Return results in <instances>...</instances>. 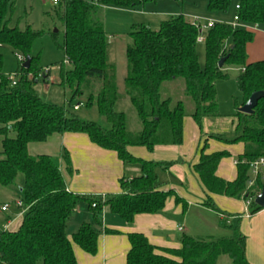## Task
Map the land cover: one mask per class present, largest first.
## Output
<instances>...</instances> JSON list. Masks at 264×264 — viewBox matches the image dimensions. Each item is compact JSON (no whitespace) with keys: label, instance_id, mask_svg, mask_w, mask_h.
<instances>
[{"label":"trees","instance_id":"1","mask_svg":"<svg viewBox=\"0 0 264 264\" xmlns=\"http://www.w3.org/2000/svg\"><path fill=\"white\" fill-rule=\"evenodd\" d=\"M155 1L60 0L56 4L54 18L63 25L65 54V61L60 64L59 84L69 93L68 104L78 96L84 97L87 107H96L102 118L100 122L81 118L65 105L47 102L38 95L34 84L40 68L37 57L32 54V45L44 30L35 29L29 23L23 28L10 26L8 13L13 11L15 0H0V185H12L19 173L24 176L20 188L22 209L17 212L22 211L21 223L14 230L0 229V264H77L72 241L94 254L99 235L116 232L102 226L104 206L126 222H132L136 214L160 212L168 197L186 208L184 198L173 189H161L158 181L156 169L166 168L174 161L145 160L128 150L130 146H145L152 151L156 145L182 143L184 104L181 100L162 97L164 82L179 77L184 80L185 93L193 103L190 115L201 132L205 117L219 115L215 82L228 76L227 67L244 68L236 77L242 94L240 106L253 92L264 93V59L247 62L246 45L254 34L245 27L264 23V0H239V7H235L238 25L215 21L205 29L203 65L199 63L197 50L200 29L182 14L162 20L156 29L146 23H134L127 33L130 42L125 48L124 93L136 111L140 129L130 130L125 113L116 109L120 94L115 65L108 57L103 8L135 9ZM174 1L180 6L183 2ZM230 1L207 0V8L212 12H226ZM5 45L21 54L24 61L30 58L27 68L23 66L24 61H19L13 73L15 83L3 69L1 49ZM221 58L225 59L219 66ZM49 76L48 70L43 82L48 83ZM238 108L236 105L233 114L236 135L231 139L219 134L207 135L200 141L199 159L192 165L206 191L201 205L223 214L219 225L229 233L218 237L182 234L179 248H167L154 246L140 232H131L126 264H217L221 255H227L230 264H252L246 258V236L239 228L241 214L221 210L211 196L219 194L244 200L246 191L250 194L254 189L259 194L264 189L263 168L253 187L247 190L249 163L264 157V94L251 113ZM63 132L87 134L91 142L115 151L121 161L138 163L141 173L122 176L120 192L106 197L69 191L58 164L50 155L28 152V143L44 141L54 133ZM207 137L243 144V151L235 160L237 175L233 180L216 174L220 160L230 153L227 150L205 153ZM63 158L71 170L66 150ZM80 201L88 204L92 219L78 225L71 241L68 224ZM263 208L252 201L247 208L248 215Z\"/></svg>","mask_w":264,"mask_h":264},{"label":"crops","instance_id":"2","mask_svg":"<svg viewBox=\"0 0 264 264\" xmlns=\"http://www.w3.org/2000/svg\"><path fill=\"white\" fill-rule=\"evenodd\" d=\"M238 1H236L234 8ZM109 7L112 6H104L103 10ZM112 8L128 9L129 11L138 9ZM215 13H210L212 18L210 22L218 21L213 20V17L218 16ZM231 24L238 25L235 22H231ZM245 27L254 34L252 41L246 45L247 62L264 59V23L258 26L245 25ZM216 120L212 117H205L202 120L205 134L219 133L214 131L213 127ZM233 124L235 127L234 118ZM184 129L185 120H183ZM198 129V126L195 128L194 124L191 123V130L197 143L200 141ZM214 141V139H208V145ZM239 143L241 148L237 155L243 151V144ZM187 149L183 141L180 145H156L152 151H149L145 146H130L128 148L134 156L145 160L174 161L169 167L156 169L158 181L161 183V189H173L180 197L184 198L187 203L186 208L183 209L182 205L176 203L173 197H168L160 212L136 214L132 222H126L119 215L112 213L107 206H104L101 213L102 226L116 232H102L98 237L96 252L90 254L74 243L71 236L82 221L92 219V211L88 204L85 201H80L68 224L69 238L72 241L77 264H126V255L130 249L128 234L131 232L144 234L154 246L179 248L182 234L193 237L202 236H199L194 227L188 223V215L193 207L197 209L198 214L205 213L207 216L213 214L214 225L219 226L224 215L201 205L206 196V191L192 168V165L199 159V152L193 151V148ZM65 150L70 158L71 170L67 169V164L63 158ZM220 150L226 149L214 145L212 149L205 150V153ZM28 152L31 155H50L61 170L66 188L79 194L106 197L110 194L119 193L121 190L119 179L122 176L132 177L141 173L138 163L121 161L115 151L96 145L90 141L87 134L82 132L54 133L44 141L28 143ZM236 157L232 158L231 165L227 163L226 166L224 158H222L217 166L216 174L225 180H233L237 175ZM176 161L177 163H175ZM211 196L221 210L230 214H241L239 228L246 236V258L252 264H264V208L253 215H247L243 199H234L219 194H211ZM234 201L241 203V206L235 208L232 205ZM3 204L5 203H1L0 206ZM14 207L17 208V206ZM8 209L10 212L11 208ZM7 211L0 209V229H17L21 223L22 212L13 214L10 212L8 214ZM10 215L12 217L8 218ZM231 219H235V217H231ZM216 220L218 221L217 224Z\"/></svg>","mask_w":264,"mask_h":264},{"label":"rangeland","instance_id":"3","mask_svg":"<svg viewBox=\"0 0 264 264\" xmlns=\"http://www.w3.org/2000/svg\"><path fill=\"white\" fill-rule=\"evenodd\" d=\"M236 1L237 0L230 1V6L226 12L216 13L208 10L207 0H183L181 6L174 0H157L156 2L145 3L144 6L135 11L112 7L103 10V25L109 42L108 57L109 61L115 65L117 88L120 94L116 109L125 113L127 127L130 130L136 131L140 129V120L129 98L124 93V76L127 70L125 48L130 42L127 34L129 26L134 23L142 22L156 29L162 20L180 14L187 20L197 21L205 25L212 19L210 13L218 14L216 18L213 17V20L226 21V23L231 24V22H234V5ZM55 7L56 5H52L51 0H15L13 11L8 13L9 25H17L23 28L25 24L29 23L35 29L44 30V34L37 37L32 45V54L38 59L40 75L42 73L44 74L48 69L50 73L48 83L43 82L41 76H37V82L34 84V87L38 95L47 102L65 105L81 118L101 122L102 118L96 107H87L83 103L85 100L84 97L78 96L72 100L71 104H68L67 99L69 98V93L59 84L60 64L65 61V54L62 49L64 33L62 23L54 18ZM204 31L205 29L202 32L203 34ZM52 32H55V34H52ZM197 50L199 63L203 65L204 47L202 42L198 43ZM1 51L3 54L4 71L13 74L19 64L17 53L8 45L3 46ZM226 72L228 75L226 78L217 79L215 82L219 115L217 117H212V119H217L216 124L213 125L214 131L219 132L220 134H218L222 137L231 139L236 135L233 124V114L236 111V105L240 107L242 102V94L236 85V77L241 72V68L229 66ZM161 95L163 98L170 97L173 101L181 100L183 102L186 114L184 116L185 129L183 130V143L184 146L188 148L187 150L193 148V151L199 152L198 145L203 142L204 138L209 134H205L202 126V132L198 129L201 142L199 141L197 143L194 138L193 131L191 130V123L194 124L195 128H197L198 125L193 121L190 115L193 103L185 93L184 80L179 77L164 82L161 87ZM78 103H81L80 108L78 110H72L71 106ZM9 135H13V132H9ZM207 138L209 140L214 139L211 137ZM1 139L2 136L0 135V150ZM214 140V142L207 145L206 150H208V148L212 149L214 145L225 147V149L230 152L229 156L224 157L225 166L227 163L231 165L232 158L239 153L238 151L241 148L240 143H226L217 139ZM175 163H177V161ZM23 181L24 176L22 173H19L12 185H0V204L8 203L12 214L22 209V207L15 209L14 206H17L16 201L21 200L20 188ZM232 205L237 208L241 206V203L234 201ZM7 212L10 214L9 209ZM197 212V209L194 207L191 209L188 215V223L190 226L194 227L199 236L202 235L200 237H207L208 235L218 237L229 233L228 230L220 227V225H214L215 221L213 214L207 216L205 213L198 214ZM10 216L12 217V215ZM217 220L216 224L218 222ZM233 220L235 221V219ZM217 264H230V258L227 255H221L218 258Z\"/></svg>","mask_w":264,"mask_h":264},{"label":"built area","instance_id":"4","mask_svg":"<svg viewBox=\"0 0 264 264\" xmlns=\"http://www.w3.org/2000/svg\"><path fill=\"white\" fill-rule=\"evenodd\" d=\"M60 0H51V3L53 5H56ZM236 9L239 7L238 4H236ZM233 20L235 23H237L238 21V15L237 13L234 14L233 16ZM196 23L197 27L200 29V33L197 37V42H203L204 41V34L202 33L204 29L208 28L209 26L212 25L213 22H207L205 25L204 24H200L199 22L197 21H193ZM17 58L19 61H24V57L21 55V54H17ZM49 70V69H48ZM45 71V73H47V71ZM244 68H241V71H243ZM43 74V73H42ZM40 76V74H39ZM9 77H10V80L12 81V83H15L16 81V78H15V74H9ZM81 103H78V104H74L72 106L73 110H77L79 107H80ZM236 163V161H235ZM264 168V157H258L254 160H252L250 163H249V173H250V176H249V180L247 182V190H250L252 187H253V184H254V181H255V178L261 173V171L263 170ZM256 191L254 189H252L251 193L248 194V192L246 191V198L244 199V203H245V212L246 214L248 215V212H247V208L249 206V204L254 201L255 197H256ZM16 205L19 206V207H22V202L21 200H18L16 201ZM94 206V204H93ZM9 208V204L8 203H5L3 204L0 209L2 211H6L8 210Z\"/></svg>","mask_w":264,"mask_h":264},{"label":"water","instance_id":"5","mask_svg":"<svg viewBox=\"0 0 264 264\" xmlns=\"http://www.w3.org/2000/svg\"><path fill=\"white\" fill-rule=\"evenodd\" d=\"M54 31H57V30H54ZM224 59L225 58H221L219 60V62H218L219 66H222ZM29 64H30V58L27 57V58H25L23 66L25 68H27L29 66ZM44 76H45V73L42 75V78H44ZM263 94H264L263 91L253 92L248 97L246 102L238 108L239 111L244 112V113H251L253 108L256 106L258 100L263 96ZM254 201L257 205L264 207V189H262L261 192L256 195Z\"/></svg>","mask_w":264,"mask_h":264}]
</instances>
